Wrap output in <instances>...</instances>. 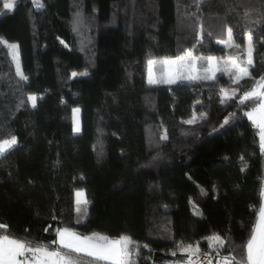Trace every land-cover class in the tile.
I'll list each match as a JSON object with an SVG mask.
<instances>
[{
  "label": "trees",
  "instance_id": "1",
  "mask_svg": "<svg viewBox=\"0 0 264 264\" xmlns=\"http://www.w3.org/2000/svg\"><path fill=\"white\" fill-rule=\"evenodd\" d=\"M4 3L0 39L19 45L27 79L0 43V140L17 139L0 156V224L8 225L0 232L49 246L65 227L126 235L140 245L134 264H156L181 242L243 260L264 157L246 115L259 98L240 97L264 74V0ZM228 28L239 51L223 43ZM249 33L251 78L239 84L224 72L148 83L150 58L243 54ZM221 89L234 94L225 99ZM194 113L197 123L183 122ZM77 190L88 201L82 207ZM214 235L222 248L210 246Z\"/></svg>",
  "mask_w": 264,
  "mask_h": 264
},
{
  "label": "snow or ice",
  "instance_id": "2",
  "mask_svg": "<svg viewBox=\"0 0 264 264\" xmlns=\"http://www.w3.org/2000/svg\"><path fill=\"white\" fill-rule=\"evenodd\" d=\"M15 0H5L4 9H13ZM38 8H43V4H38ZM202 30V29H201ZM228 40L223 42L230 48L240 50V45L233 42V30L227 29ZM0 43L4 44L11 52L13 59L17 62V74L21 79H27L23 76L18 61L19 45L9 43L6 40L0 39ZM246 59H240L239 55L236 57L230 56L222 62L214 56H195L191 50L186 51L183 55L176 57H164L160 60H148V83L150 85L167 83L175 84L180 79L187 80H214L218 71L230 73V78L235 84L246 77L251 78L250 68L253 66V36L251 33L247 35L246 43ZM197 61H205L207 67L201 73L197 69ZM165 66L167 71L162 72L159 76L153 72L154 65ZM73 76L78 73L73 72ZM79 75H87V72ZM225 99H230L232 94L227 89H221ZM259 97V103L252 111L246 113L248 118L259 129L261 150L264 151V76L255 80L254 87L245 91L240 97L241 103ZM28 100L32 106H36L37 97L30 94ZM79 112V109H73L74 116ZM205 114H201L203 117ZM197 116L194 113L192 118L183 121L186 124L197 123ZM228 123V120H225ZM75 132H79V124L74 127ZM166 139V134L162 137ZM17 139L12 136L10 139L0 140V156L7 153L9 149L15 146ZM243 159V158H242ZM77 205L87 204L83 190L76 192ZM79 210V209H78ZM55 218V217H53ZM8 225L0 224V229L6 230ZM57 240L52 241L50 247L42 243L33 244L28 240H21L7 234H0V264H82L81 257L86 255L92 257L97 261L109 262V264H133L132 257L139 254L140 245L130 236L122 235L118 239H111L108 236L93 233L91 235H80L70 228H62L56 230ZM210 239V246L214 242L215 246L222 248L224 246V239L219 235H214ZM147 247V245H144ZM178 250L188 255V260L184 264H197L192 257L200 254L199 246L184 245L181 242L178 245ZM175 256L176 252L173 251ZM235 257H223V264H232ZM175 264H181V261H176ZM210 264V261H209ZM239 264H264V206L261 207L257 224L253 228L250 239L246 243V257L239 262Z\"/></svg>",
  "mask_w": 264,
  "mask_h": 264
},
{
  "label": "rangeland",
  "instance_id": "3",
  "mask_svg": "<svg viewBox=\"0 0 264 264\" xmlns=\"http://www.w3.org/2000/svg\"><path fill=\"white\" fill-rule=\"evenodd\" d=\"M245 49H246V46H245V48H244V50H243V54L240 53V52H236L235 54H227V55H225V56H223V57H217V58H218V60H220L221 62H222L224 59L229 58L230 56H232V57H236V56H238V55H239V58H240V59H246V51H245ZM9 52H10V50H9ZM10 54H11V52H10ZM193 54H194V53H193ZM182 55H183V54H182ZM194 55L197 56V57L202 56V55H197V54H194ZM11 57H12V59H13L12 54H11ZM204 57H207V56H204ZM214 57H216V56H214ZM162 58H164V57H162ZM162 58H150V59L160 60V59H162ZM173 58H174V57H173ZM13 61H14V63H16V65H17L16 60L13 59ZM18 61H19V56H18ZM206 67H207V63H206L205 61H197V69H198L201 73L203 72V69L206 68ZM166 71H167V69H166L165 66H162V65H159V64L153 66V72H154V74L157 75V76H159L162 72H166ZM219 72H224V71H218L216 74H218ZM224 73L227 74V75H231V74L228 73V72H224ZM262 76H264V74H263ZM147 80H148V69H147ZM231 80H232V79H231ZM257 80H258V79H257ZM259 100H260V99H259ZM259 100H258V102H256V104H255L251 109H249L247 112L252 111V109L255 108V107L257 106V104L259 103ZM74 109H78V108H74ZM79 115H80V113L78 112V113H76L75 116H74V113L72 112V116H73V129H74V127H75V125H76L77 123L79 124ZM247 117H248V116H247ZM260 147H261V143H260ZM262 153H263V157H264V151H262ZM77 191H78V190H77ZM77 191H76V192H77ZM83 192H84V191H83ZM75 201H76V204H77L76 193H75ZM77 206L82 207V206H83V203L80 204V205H77ZM262 206H264V177H263V184H262V188H261V204H260V207H259V210H258V213H257V219H256V223H255V225L257 224L258 215H259V212H260V209H261ZM91 234H93V233H91ZM91 234H88V235H91ZM96 234L105 235V234H101V233H96ZM105 236H107V235H105Z\"/></svg>",
  "mask_w": 264,
  "mask_h": 264
},
{
  "label": "crops",
  "instance_id": "4",
  "mask_svg": "<svg viewBox=\"0 0 264 264\" xmlns=\"http://www.w3.org/2000/svg\"><path fill=\"white\" fill-rule=\"evenodd\" d=\"M0 234H6V233L0 232ZM119 237H109V238H111V239H118ZM56 240H57V235H56ZM50 247H55V245L50 246ZM81 259H82V264H109V262L97 261L94 258L88 257L86 255H83L81 257ZM135 259H136V255L132 257L133 264L135 262ZM187 260H188V255L186 253H182V252H180L178 250L176 252V255L175 256H173L172 253L163 254V255L158 256V258L156 260V264H175L176 261H181V264H184V262L187 261Z\"/></svg>",
  "mask_w": 264,
  "mask_h": 264
},
{
  "label": "built area",
  "instance_id": "5",
  "mask_svg": "<svg viewBox=\"0 0 264 264\" xmlns=\"http://www.w3.org/2000/svg\"><path fill=\"white\" fill-rule=\"evenodd\" d=\"M259 98V97H256ZM235 257L232 264H239L240 260L231 252L224 251L222 249L215 251H200L198 256L192 257L193 261L197 264H223V257Z\"/></svg>",
  "mask_w": 264,
  "mask_h": 264
}]
</instances>
